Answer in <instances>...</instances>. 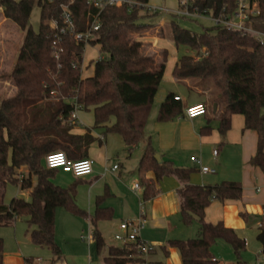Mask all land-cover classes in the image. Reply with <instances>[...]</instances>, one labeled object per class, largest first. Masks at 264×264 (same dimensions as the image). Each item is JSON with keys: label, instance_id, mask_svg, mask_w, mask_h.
I'll return each mask as SVG.
<instances>
[{"label": "trees", "instance_id": "obj_1", "mask_svg": "<svg viewBox=\"0 0 264 264\" xmlns=\"http://www.w3.org/2000/svg\"><path fill=\"white\" fill-rule=\"evenodd\" d=\"M136 1L149 3V0ZM251 2L258 9V15L251 18V26L264 32V0ZM65 3L66 0H0L3 17L15 24L23 35L9 73L16 93L10 99H0V228L12 227L18 219L24 218L31 242L49 250L52 255L49 264H57L62 260V253L55 242V212L63 209L72 216L89 219L100 264H142L143 256L135 247L130 251L109 247L104 255V240L97 230V223L110 219V211L100 208L99 201L91 217L80 210L75 203L78 182L67 188L54 185L57 170L46 168L44 159L55 152L64 153L70 161L87 158L95 139L89 132L81 136L71 134L75 126L70 120L72 103L80 106L82 111L92 112L93 128L103 129L104 135H117L127 150L142 140L168 53L163 50L160 62L149 63L150 68H147L143 47L139 42L131 41L130 29L139 20L159 14L152 15L138 8L128 10L125 6L104 9L99 16L100 28L89 43L99 48L102 57L94 63L93 76L82 78L84 44L75 42L67 34H59L50 26L54 22L58 28L62 27L60 6ZM235 3L236 0H196L201 11H211L214 15L223 10L224 14L230 15ZM35 7L39 10L37 32L30 25ZM69 10L75 20L76 32L84 33L89 15L96 11L90 9L85 0H74ZM167 25L173 45L189 52L175 63L173 78L177 82L190 81L212 87L214 99L211 104L221 111L218 132L222 138L230 130L232 116L243 117L244 130L254 132L257 138L250 165L264 173V45L250 35L217 25L200 34L180 28L173 19ZM182 115L179 98L168 93L158 106L156 121L165 123ZM223 145L221 142L220 148ZM154 155L148 142L137 169L142 202L155 197L159 180L174 177L180 183L177 195L181 224L198 227L195 239L167 242L168 248L179 251L181 264H219L210 253L217 241L231 247L236 264H244L240 261L245 249L244 240L222 222L209 224L204 220L205 210L211 202L239 201L241 184L221 182L215 186H195L189 182L192 170L177 168L170 162L158 164ZM21 168L26 169L27 178L19 180ZM149 172L154 174L155 181L145 179ZM7 186L30 191L29 201L13 198L5 204ZM240 216L247 219L245 214ZM261 229L258 241L264 244V227ZM163 251L167 255L165 248ZM3 254L4 242L0 239V264H3Z\"/></svg>", "mask_w": 264, "mask_h": 264}, {"label": "crops", "instance_id": "obj_2", "mask_svg": "<svg viewBox=\"0 0 264 264\" xmlns=\"http://www.w3.org/2000/svg\"><path fill=\"white\" fill-rule=\"evenodd\" d=\"M0 16V33L4 44L0 51V68L4 63H8L11 71L18 56V48L22 43L23 35L15 24L5 19L3 15ZM175 63L168 68L166 65L153 105L156 103L159 106L168 93H173L181 102L182 116L169 122L159 123L156 121L158 107L154 108L153 116H150V112L148 117L142 140L131 150H127L122 140L121 142L117 140V135H104L103 129L93 128L92 112H88L92 115L88 120L82 115H85L83 113L85 111L77 112L79 114L78 116L76 114V126L73 127L71 134L81 136L89 132L95 141L88 149L87 158L89 159L90 154L94 153L97 161L94 163L90 176L78 179L60 172L68 176L65 184H53L67 188L72 183L78 182L75 203L89 217L94 215L98 201L100 208L110 211V219L97 223V230L104 240V255L107 248L116 247L107 245L106 234H111L110 237L114 238V235L119 233V225L122 222L136 223L140 220V212H143V229L139 232V239L150 246L152 251L143 257L142 264H181L179 251L175 248H168L167 242L190 240L195 236L197 238L198 227L196 224L189 227L181 224L177 195L180 183L171 176L162 178L156 183L155 197L146 203L141 200L142 192L134 193L131 190L134 184L139 183L137 169L149 142L155 154L160 156L162 163L170 162L177 168L192 170L189 178L192 185L215 186L221 182L241 184L242 196L239 201L211 202L205 210L204 220L209 224L222 222L226 228L234 230L245 242L244 251L251 250L255 255L253 262L255 264L256 256L264 252V244L258 241V236L262 232L259 226L264 223V173L250 165V159L256 150V134L244 130L243 117L234 115L231 118L230 130L222 138L218 132V117L221 111L217 105L211 104L214 99L212 87L209 84L195 85L190 81L177 82L172 76ZM15 93L16 89L12 85L9 96L4 99L12 98ZM195 105L206 106V116L194 120L184 118L186 108ZM214 106H216L215 111H213ZM97 141H100V144ZM221 142H224V145L220 148ZM213 151H217L216 157L212 156ZM135 153L137 156L134 158ZM191 158L198 159L202 166L214 170V174H201L198 167L191 162ZM114 166H117V170L112 171ZM145 179L155 181V176L149 172L145 175ZM21 192H24V195L21 194L18 197L29 201L30 191ZM240 214H245L247 219H243ZM83 220L89 224L88 230L90 231L81 238L89 233L93 236L89 219ZM16 222L7 229L13 231ZM25 225L23 236H20L22 229L15 233L18 246L15 252H5V241L2 239L4 242L3 264H33V258L23 257L24 253L21 249L20 238L23 241L30 240L26 220ZM89 243H94V241ZM93 245L95 248V244ZM164 248L167 255L163 251ZM95 255L97 256L96 251ZM215 258L219 264L237 263V259L223 263L222 259L217 260L221 257L216 253L214 260ZM96 259L100 264V259ZM26 260L30 262L27 263ZM92 261L93 258L89 254L88 259L81 260L79 264H90ZM240 261L246 264L241 257Z\"/></svg>", "mask_w": 264, "mask_h": 264}, {"label": "rangeland", "instance_id": "obj_3", "mask_svg": "<svg viewBox=\"0 0 264 264\" xmlns=\"http://www.w3.org/2000/svg\"><path fill=\"white\" fill-rule=\"evenodd\" d=\"M152 7L157 8H166L168 10H175L177 7L176 0H149L148 3ZM0 15H2V10L0 9ZM171 19L182 29L187 30L193 34H200L204 29H210L214 26L213 22L209 19H199L197 21H190L181 18H171L168 15H159L157 17H152L150 19L139 20L133 25V28L130 29V39L132 42H139L143 49L142 53L144 58L148 61L147 68H150V64H157L160 62L162 58V51L166 50L168 53L167 59V68L173 63H175L181 56L189 54V52L183 48H176L170 40V29L167 25ZM1 20V16H0ZM39 10L35 7L32 10L30 16V25L34 32L38 31L39 26ZM160 21L162 23L160 24ZM150 27L148 29H134L143 26ZM2 34L0 33V51L1 46H4L2 42ZM165 38V39H163ZM102 57V54L99 53V49L97 46L87 45L84 49V53L82 55V64H81V76L82 78L92 77L94 63L98 61V59ZM6 62V61H5ZM150 63V64H149ZM0 99H4V97L9 96V90L13 85L12 80L9 78L10 67L8 63H4L0 68ZM158 107L155 103L153 105L151 111V117L154 114V108ZM210 107V106H209ZM207 108V107H206ZM211 109V108H210ZM79 112V111H78ZM80 113V112H79ZM77 113V116L78 114ZM82 114L84 119L92 117L91 113L83 112ZM82 121V120H81ZM84 124V122H81ZM76 126V124H75ZM119 142L121 139L116 137ZM122 144V143H120ZM98 149V147H96ZM101 151L103 148H99ZM136 153L134 158L136 157ZM89 159L92 161L93 166L97 161V156L94 153H91ZM68 176L63 175L60 171L55 173V177L53 179V183L65 184V180ZM18 178L19 180L27 178V171L25 168H21L18 170ZM32 184L34 183V179H31ZM57 186V185H56ZM67 186V185H65ZM63 188L62 186H59ZM19 187L15 186H7L6 193L4 197V203L8 204L11 199L19 198L18 195L23 194ZM24 195V194H23ZM195 225V224H193ZM25 219L20 218L16 222V227L13 231L7 228H0V239L5 241V252H15L17 250L15 233L16 231L22 229L20 236H23L25 231ZM89 224L87 221L80 219L78 217L72 216L63 209H57L55 213V242L59 246L62 253V260L58 262V264H79L81 260L86 261L91 254L93 261L90 264H99L97 262L95 255L94 243H87L81 241V236L86 235L90 230ZM105 241L107 245L110 246H120L121 244L114 240V238L110 237L111 234H106ZM196 237V236H195ZM195 237L193 239H195ZM22 245L21 249L23 257H31L33 258V264H49L52 259V255L49 250L45 248H40L34 245L31 240L26 239L23 241L20 238ZM212 257L214 258L215 253L221 257L217 260H221L223 263L228 261H236V257L231 249V247L223 241H219L212 246L210 251ZM254 254L251 250L244 251L241 255V259L246 262V264H253L254 262ZM96 259V260H95ZM216 260V258H215ZM63 263V264H64Z\"/></svg>", "mask_w": 264, "mask_h": 264}, {"label": "built area", "instance_id": "obj_4", "mask_svg": "<svg viewBox=\"0 0 264 264\" xmlns=\"http://www.w3.org/2000/svg\"><path fill=\"white\" fill-rule=\"evenodd\" d=\"M73 2L74 0H66V3L60 6L62 27L58 28L54 22H51L50 26L58 30L59 34H67L71 36L75 42L83 43L85 47L94 39L95 33L100 28V13L106 8L122 6L127 7L128 10L138 8L140 11L152 15H173L177 18L190 21L209 19L214 25L221 26L228 31L237 32L242 35H250L260 45H264V32L254 30L251 26V18L258 15L257 6L252 3L251 0H236L235 9L230 15L224 14V10L218 15H214L211 11H201L198 6H196V0H178L175 10L152 7L149 4L138 3L136 0H85L86 5L90 9L95 10L96 13L89 15L90 20L88 22V28L84 33L76 32L75 20L69 10ZM161 23L162 21H160V24ZM144 28L151 30L149 29L150 27L146 25L138 27V29ZM202 55L205 56L206 53ZM55 57L57 58V55H55ZM73 68H76L75 65H73ZM80 71H82V68H80ZM72 107L73 111L70 120L73 121L72 123L76 124V114L82 109L76 103H72ZM206 114L207 108L204 105H195L186 108L183 117L188 120H194L206 116ZM212 156L216 157L217 151H213ZM190 160L198 167L201 174H214V170L202 166L198 159L191 158ZM44 164L45 167L50 170H57L78 179L90 176L93 172V163L90 159L85 158L78 161H70L62 152L48 154L44 159ZM115 170H117V166L112 168V171ZM131 190L134 193L142 191L138 183L134 184ZM142 217L143 212H140V220L138 222H122L119 225V233L114 235V240L119 242L121 247L129 251L135 247L137 253L144 257L152 251V248L139 239V232L143 229ZM259 227L263 228L264 223H261ZM81 239L89 243L93 241V236L89 233L86 237H82ZM255 264H264V252H260L256 256Z\"/></svg>", "mask_w": 264, "mask_h": 264}, {"label": "water", "instance_id": "obj_5", "mask_svg": "<svg viewBox=\"0 0 264 264\" xmlns=\"http://www.w3.org/2000/svg\"><path fill=\"white\" fill-rule=\"evenodd\" d=\"M215 110H216V106L213 107V111H215ZM154 159L156 160V162L158 164H161L162 163L161 158H160V156L158 154H155L154 155Z\"/></svg>", "mask_w": 264, "mask_h": 264}]
</instances>
